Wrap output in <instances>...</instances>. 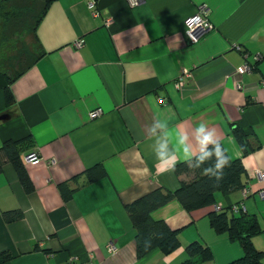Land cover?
<instances>
[{"label":"crops","instance_id":"obj_1","mask_svg":"<svg viewBox=\"0 0 264 264\" xmlns=\"http://www.w3.org/2000/svg\"><path fill=\"white\" fill-rule=\"evenodd\" d=\"M5 1L34 11L41 55L12 82L0 74V147L18 142L32 188L24 189L12 162L2 165L0 264H179L191 243L211 251L200 264H231L243 250L208 218L230 206L256 216L263 231L252 242L264 264V177L257 176L264 173V0H140L134 7L96 0L94 11L89 0ZM202 5L213 30L190 43L185 21ZM244 64L249 70L241 71ZM98 108L101 115L89 118ZM157 114L189 135L201 122L215 129L231 160L243 164L247 193L216 192L213 204L191 211L176 200L155 209L151 217L177 233L179 247L138 257L126 206L181 181L157 166L148 136ZM233 126L247 135L249 153ZM33 152L39 161L24 162ZM96 164L105 177L89 182L84 172ZM14 210L20 218L4 215Z\"/></svg>","mask_w":264,"mask_h":264},{"label":"trees","instance_id":"obj_2","mask_svg":"<svg viewBox=\"0 0 264 264\" xmlns=\"http://www.w3.org/2000/svg\"><path fill=\"white\" fill-rule=\"evenodd\" d=\"M51 1L44 0L46 7ZM5 3V0H0V7L2 8ZM44 12L40 13L36 22L40 21ZM7 14L8 12L4 13V15ZM35 41L37 42L36 37ZM39 55L41 54L36 51V56ZM20 72L9 76L5 67H0V74L7 76L9 82L17 78ZM6 101L8 104L12 101V95L9 90H6ZM231 131L243 154L249 153L251 147L243 130L233 126ZM5 162L13 163L22 186L27 192L31 191V185L20 163L18 142L7 140L0 147V170ZM174 173L181 178L180 185L176 189H156L126 206L130 221L135 229V244L138 257H142L154 249H159L163 253L168 254L179 247L177 233L171 230L163 220H155L151 217V212L155 209L171 200H176L185 210L191 211L213 204L216 192L229 194L235 190L245 188L243 180L245 171L240 160H231L230 166L224 169V177L219 183L204 175L202 169H189L183 162L177 164ZM84 174L89 182L105 177V171L99 164L88 168ZM183 175L185 180L182 178ZM62 187L65 188L64 186ZM68 191L69 194L66 193L67 189L62 191L64 198L70 197L72 191ZM4 215L9 219H17L22 214L20 211L14 210L5 212ZM208 218L211 228L216 233L227 234L229 240L237 241L243 250V256L231 264H261L262 252L257 250L252 242V238L263 231L255 215L247 214L244 211L234 212L230 206L210 211ZM185 251L188 259L179 264H200L212 257L209 247L200 243L187 245ZM2 260L0 259V261Z\"/></svg>","mask_w":264,"mask_h":264},{"label":"clouds","instance_id":"obj_3","mask_svg":"<svg viewBox=\"0 0 264 264\" xmlns=\"http://www.w3.org/2000/svg\"><path fill=\"white\" fill-rule=\"evenodd\" d=\"M148 136L162 172L175 171L177 164L183 162L189 169H202L204 175L219 183L224 169L231 164L215 129L205 122L196 125L189 135L187 130L171 126L168 118L157 114L148 127Z\"/></svg>","mask_w":264,"mask_h":264},{"label":"rangeland","instance_id":"obj_4","mask_svg":"<svg viewBox=\"0 0 264 264\" xmlns=\"http://www.w3.org/2000/svg\"><path fill=\"white\" fill-rule=\"evenodd\" d=\"M34 14L30 6L11 8L5 3L0 7V67L9 76L22 71L36 56Z\"/></svg>","mask_w":264,"mask_h":264},{"label":"built area","instance_id":"obj_5","mask_svg":"<svg viewBox=\"0 0 264 264\" xmlns=\"http://www.w3.org/2000/svg\"><path fill=\"white\" fill-rule=\"evenodd\" d=\"M95 1L96 0H89L88 6L91 10H95ZM127 3L131 6L134 7L139 4L140 0H126ZM209 9L202 5L199 7V10L196 14L188 17L185 21L186 24V30H185V35L190 43H196L199 41L204 35L209 33L210 31L213 30V25L209 20ZM82 45V41H76L75 46L80 47ZM244 70H249L248 64H244L241 67V71ZM186 76V71L182 76L178 77V80L176 82V87L179 88L183 85V79ZM102 110L101 109H95L89 113V118L93 119L101 115ZM24 162L26 163H37L39 161V156L37 153H30L26 155L24 158ZM257 176L261 179L264 177V173L261 171L257 172ZM244 193H247V190H243ZM217 209V207H216ZM219 209V208H218ZM232 211L238 212V211H244L243 206H233ZM110 250H114L113 245H109Z\"/></svg>","mask_w":264,"mask_h":264},{"label":"water","instance_id":"obj_6","mask_svg":"<svg viewBox=\"0 0 264 264\" xmlns=\"http://www.w3.org/2000/svg\"><path fill=\"white\" fill-rule=\"evenodd\" d=\"M6 117V116H5ZM5 117H2V118H5Z\"/></svg>","mask_w":264,"mask_h":264}]
</instances>
